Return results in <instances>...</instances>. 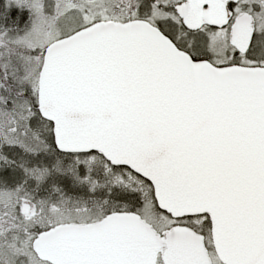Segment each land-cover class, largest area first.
<instances>
[{
    "label": "snow or ice",
    "instance_id": "6c2138e0",
    "mask_svg": "<svg viewBox=\"0 0 264 264\" xmlns=\"http://www.w3.org/2000/svg\"><path fill=\"white\" fill-rule=\"evenodd\" d=\"M0 264H264V0H0Z\"/></svg>",
    "mask_w": 264,
    "mask_h": 264
}]
</instances>
